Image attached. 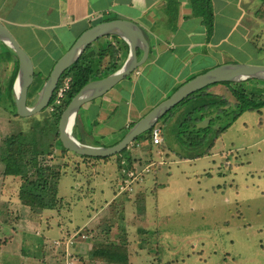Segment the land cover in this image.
I'll return each instance as SVG.
<instances>
[{
	"label": "rangeland",
	"instance_id": "rangeland-1",
	"mask_svg": "<svg viewBox=\"0 0 264 264\" xmlns=\"http://www.w3.org/2000/svg\"><path fill=\"white\" fill-rule=\"evenodd\" d=\"M217 10L221 15V7L217 6ZM100 41H95L86 49L85 54L94 47L97 50ZM257 46L261 51L264 50L259 44ZM23 48L37 64L39 56L43 54L40 49L33 46L30 50L27 45ZM55 53L52 50L51 55ZM235 56L229 57L223 64L264 65V58L259 55L242 52ZM42 58L40 66L34 67V72L42 76L41 82L56 62L53 63V58ZM114 62L116 58H107L102 67L112 66ZM12 70L13 64L1 63L0 57L2 87L8 82L7 77ZM180 70V75L186 71ZM215 85L207 89L218 95L223 94L221 97L226 98L231 108L234 102L226 86ZM232 88L244 91L250 88V83H237ZM127 92L130 93V90ZM37 96L29 107L35 103ZM134 104L137 106L140 101L135 99ZM54 118L47 109L35 116L22 118L0 106V143L8 135L24 133L27 139H34L37 143L34 145L36 152L42 149L37 140L43 145L45 143L46 149L51 147L49 155L39 158L44 159L48 165L60 166L61 175L67 174L60 181L59 205L55 210H46L41 218L30 214L28 209L24 211L12 207L15 204L21 205L17 185L1 186L0 264H41L42 259L43 264H85V261L88 262L87 253L93 254L95 245L113 248L124 246L131 264H264V109L243 113L226 132L214 139L213 146L205 155L207 157L197 158L196 161L187 156L189 153L175 139L170 126H163L164 121H159L156 125L164 129L167 163L156 168L154 176H150L152 170L144 176L142 181L146 178L148 186H141L142 190H136L135 193L134 187L130 196L121 193L106 205L104 203L111 195L118 192V182L114 188L111 183L115 177L107 175V168L98 170L96 174L91 173L94 165L90 163L93 160L61 152L55 139ZM230 118L229 115L223 117L219 125ZM206 122L204 120L199 125ZM41 137L47 139L41 140ZM128 153L126 149L122 156H115L117 160L113 167L116 168L121 157L122 161H127ZM172 158L192 161L168 164ZM80 161L85 164L81 165ZM134 167L137 169L144 166L138 164ZM2 172L0 168V176ZM10 188L12 191H9ZM93 189L95 196H90V199L99 197L101 200L94 204L92 210V207L87 209L90 204L81 196L90 194ZM67 217L79 228H71L57 238L46 234L48 230L55 229L56 222L64 221ZM87 218L89 224L82 225ZM75 231L83 233L85 239L76 242L71 248L70 257L64 256L61 249L56 250L50 246L52 240L66 237ZM54 253L60 254V258L52 256Z\"/></svg>",
	"mask_w": 264,
	"mask_h": 264
},
{
	"label": "crops",
	"instance_id": "crops-1",
	"mask_svg": "<svg viewBox=\"0 0 264 264\" xmlns=\"http://www.w3.org/2000/svg\"><path fill=\"white\" fill-rule=\"evenodd\" d=\"M190 1L0 0V22L7 27L22 48L27 45L32 50L33 46H37L43 53L39 56V61L43 59L42 57H47L49 60L53 58V63L73 45L86 29L96 24L119 19L133 22L141 28L150 47L146 62L106 94L83 105L75 119L74 136L81 144L106 147L118 143L135 121L168 98L191 77L226 63L229 57H236L235 54L238 55L242 52L264 58V50L261 51L257 46L259 44L264 49L263 1L211 0L214 19L210 35L207 34L201 18L193 14ZM217 6L221 7V15L218 13ZM116 38L118 37L106 36L98 39L101 40V43H98V49L106 44L112 45L118 50L120 46ZM1 44V63L13 64V70L7 77L10 79L17 68V62L14 57L2 50ZM94 49L95 47L92 50ZM52 50L56 53L51 55ZM127 57L128 46L127 49L120 48L116 58L117 64H120L121 67ZM31 60L34 67L40 66L39 61L35 64L32 58ZM247 64L264 66L260 63ZM180 69H186L185 73L180 75ZM225 88L230 99L234 102L229 88ZM128 90L130 93L127 92ZM205 92L220 97L223 95H218L209 89H206ZM135 99L140 101L137 106L134 104ZM206 119L208 120V118ZM162 136L163 143L154 146L151 144L150 134L141 135L126 148L129 152L127 159L129 158L133 166L138 164L145 166L152 163L155 169L150 176H154L156 168L167 163L163 129ZM116 158L112 156L99 161L93 160L90 163L94 165L91 167L93 174L107 168L105 169L107 175L115 177L114 182L111 183L114 184V188L120 180L118 164L116 168L113 167ZM191 161L172 158L168 164L190 163ZM80 162L83 165L84 161ZM0 168L3 169V166L0 165ZM108 170H111L112 173ZM193 172H197V170H193ZM65 175L67 174L61 176L58 189L60 181ZM204 175L209 176L210 174L204 173ZM0 177L2 178L0 192H2V185L12 187L13 184L16 187V181L11 177H3V175ZM146 182V178L141 183L139 182L140 185L135 186L134 193L136 190H142L141 186H148ZM93 190L90 194L81 196V198H85V202L90 204L87 209L92 207V210L94 204H98V201L101 200L99 197L90 199V196H95V189ZM9 191H12L11 188ZM103 195L102 191L101 196L103 197ZM116 196H120V194L117 192L115 195H111L104 205L112 202ZM12 207L27 210L23 205L15 204ZM94 210L96 209L94 208ZM45 211L37 216L41 218L45 215ZM67 211L70 213L69 210ZM28 212L32 214L29 209ZM70 220L71 218L67 217L64 221L56 222L55 229L48 230L46 234L57 238L65 235V232L71 228L78 229L79 225H73ZM88 224L89 219L82 223V225ZM86 259L88 262L85 261V264H105L100 258L93 257L92 254L89 255V252ZM127 259V264H131L130 256Z\"/></svg>",
	"mask_w": 264,
	"mask_h": 264
},
{
	"label": "trees",
	"instance_id": "trees-1",
	"mask_svg": "<svg viewBox=\"0 0 264 264\" xmlns=\"http://www.w3.org/2000/svg\"><path fill=\"white\" fill-rule=\"evenodd\" d=\"M191 7L193 14L201 18L207 34L210 35L214 19L211 0H191ZM116 39L118 40L121 49H127V45L124 41L119 40L118 38ZM1 47L5 53L14 57L17 62V59L11 50L3 44H1ZM120 48L117 50L112 45H106L100 49L91 50L86 54L85 50L77 62L70 66L60 77L57 87L63 79H70V87L65 95L62 105L52 113V115L55 116L53 120V126L56 129L55 139L61 152H67L62 148L58 139L57 124L62 111L69 101L87 83L106 77L120 68V64H117V62H114L112 66H106L105 68L102 67L106 64L105 60L107 58H117ZM138 54H140V52H138ZM16 75L17 68L10 79H8L6 86L2 87L0 85V106L6 107V110L17 117L13 97V84ZM47 77L48 75L41 82V74L39 72H34V80L27 95L28 106L38 94ZM243 83H250V88L240 91L232 88V86L237 85V83H221L230 90L231 96L234 100V105L231 106V108L227 101L222 97L206 93L205 90L209 87L208 86L190 95L160 118L159 121H164L163 126H170L169 129L172 130L171 132L174 134L175 139L181 147L189 153L187 155L188 157L197 159L207 155L209 149L213 146L214 139L226 132L232 123L243 113L264 109V81L249 79ZM243 83L238 84L241 85ZM228 115L231 118L229 120L226 119L222 125H219L220 119H223V117H227ZM212 116L214 117L212 118ZM206 118H208V120ZM204 120H207V122L204 125H199ZM75 127L76 124L73 127V136ZM33 130L32 132H34ZM48 133H50V129L48 130ZM145 134H150V131ZM42 139L46 140L47 137H41V140ZM76 140L80 142L78 139ZM37 141L38 144L42 145V149L39 152H36V149L34 148V145L37 144L34 139L30 141L24 133L8 135L0 143V164L3 166L2 175L3 177H11L16 181L18 186V199L21 205L29 209V211L35 215H39L45 210H55L57 208L61 201V199L58 198V182L62 176L60 166L48 165L44 159L39 158L49 155L51 147L46 149L44 146L45 143L43 145L39 140ZM125 151L126 149L116 156H122ZM79 157L87 160L106 159L84 156ZM122 158L123 157L117 161V164L119 165L118 169L121 168L120 164ZM126 160L130 165L131 162L129 161V158H126ZM154 167L155 166L151 167L152 171L155 169ZM124 194L130 196L132 193ZM2 247L4 248V246ZM94 249L92 256L100 258L105 264H127V251L122 245L118 248L99 245ZM52 256L60 258L61 255L54 253ZM41 264H43V259Z\"/></svg>",
	"mask_w": 264,
	"mask_h": 264
},
{
	"label": "water",
	"instance_id": "water-1",
	"mask_svg": "<svg viewBox=\"0 0 264 264\" xmlns=\"http://www.w3.org/2000/svg\"><path fill=\"white\" fill-rule=\"evenodd\" d=\"M115 36L128 46V57L114 73L93 80L82 87L62 111L58 124V139L62 148L77 156L108 158L124 151L138 137L150 131L166 113L190 95L215 84L241 83L249 79L264 81V66L251 64H220L197 74L180 85L168 98L160 102L133 124L125 136L112 146H90L78 142L72 134L80 108L103 96L123 79L142 66L149 56V44L141 28L130 21L110 20L86 29L73 45L54 63L46 81L38 92L35 103L27 105L28 90L34 80V66L27 52L20 46L5 25L0 22V42L13 52L17 59V75L13 84L16 114L22 118L35 116L50 104L62 74L80 58L95 41ZM138 52L141 53L139 56Z\"/></svg>",
	"mask_w": 264,
	"mask_h": 264
},
{
	"label": "built area",
	"instance_id": "built-area-1",
	"mask_svg": "<svg viewBox=\"0 0 264 264\" xmlns=\"http://www.w3.org/2000/svg\"><path fill=\"white\" fill-rule=\"evenodd\" d=\"M70 87V79H63L58 87H56L54 91V96L52 97V102L48 105L47 110L50 113L56 111L59 108L63 100L65 98L66 93L68 92ZM150 141L154 146H159L163 143L162 129L155 125L150 130ZM152 163L145 165L144 167H140L135 169V167L129 166L127 161L121 162V168L119 169L120 180L118 183V193H132L134 187L137 183L141 182L145 175L149 174L151 171ZM85 239V235L80 233V231H75L69 234L66 237H62L60 239H55L51 243V247L54 249H61L63 251L64 256L70 257L71 248L75 246L76 242ZM72 264V263H68Z\"/></svg>",
	"mask_w": 264,
	"mask_h": 264
}]
</instances>
